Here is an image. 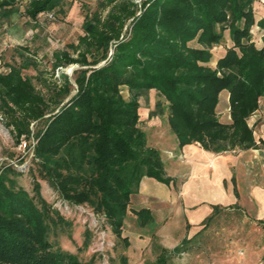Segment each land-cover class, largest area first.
I'll use <instances>...</instances> for the list:
<instances>
[{
  "label": "trees",
  "instance_id": "obj_1",
  "mask_svg": "<svg viewBox=\"0 0 264 264\" xmlns=\"http://www.w3.org/2000/svg\"><path fill=\"white\" fill-rule=\"evenodd\" d=\"M20 1L0 0V10L10 12ZM99 1L109 8L102 17L85 19L84 34L74 46L78 58L63 51L56 56L55 67L93 65L106 57L114 40L109 60L100 67L77 70L75 93L61 106V101L48 102L37 92L23 67L10 66L9 71H0V110L10 115L8 125L19 141L30 138L31 124L37 126L44 119L33 133L39 177L69 204H87L102 214L111 231L128 244L121 236L123 220L141 179L151 177L165 184L173 180L164 171L160 150L147 144L139 125V95L155 89L164 97L178 147L198 142L215 152L234 147L264 151V140L256 142L247 124L264 95V35L260 47L251 40L254 0H143L138 15L128 0ZM62 2L29 0L26 15L35 19L41 12H55ZM132 16L129 31L119 39ZM258 26L264 29V19ZM226 28L232 46L215 67L205 65ZM192 41L199 46H192ZM92 51L98 56L89 60ZM64 77L59 90L67 95L70 86ZM121 86L128 88V99ZM223 89L229 93L230 123L221 122L216 112ZM162 113L156 102L148 115ZM8 170L18 173L13 166ZM34 190L31 195L0 173V264H90L52 249L46 220L63 218L40 195L37 180ZM132 212L139 226L153 223L149 208ZM259 223L264 231V220ZM178 248L162 249L155 264H167Z\"/></svg>",
  "mask_w": 264,
  "mask_h": 264
},
{
  "label": "rangeland",
  "instance_id": "obj_2",
  "mask_svg": "<svg viewBox=\"0 0 264 264\" xmlns=\"http://www.w3.org/2000/svg\"><path fill=\"white\" fill-rule=\"evenodd\" d=\"M142 1L128 0L129 6L133 4L136 7L135 15L140 13ZM263 1L253 2L255 22L250 31L254 44L259 38L262 41L264 35V29L258 26L259 20L264 19ZM28 4L29 0H21L10 12L0 10V71H9L10 66L23 67V75L31 79L37 92L48 102L61 101L59 104L61 106L75 93L76 71L80 68L100 67L105 64L113 52L114 40L110 42L106 57L90 66L72 63L55 67L56 56L66 51L70 58H78L74 46L84 34L85 19L91 18L94 14L102 17L109 7H105L99 0H63L55 12H41L34 19L26 15ZM134 16L125 22L119 39L129 31ZM190 44L199 46L194 41ZM230 46L232 41L226 28L223 30L222 41L211 47V59L204 64L215 67L218 52L216 47L220 52H225ZM97 56L98 53L92 51L88 59ZM64 76L67 77L70 86L67 95L59 90L64 87ZM120 92L125 99L130 97L126 86H121ZM138 102L139 125L146 133L147 144L161 150L167 168L169 162L166 158V149L171 144L169 136L174 138L171 131L163 133L160 130L165 125L169 126L167 101L155 89H150L139 95ZM156 102H160L163 113L149 117L148 114L155 109ZM142 109H145V113ZM1 115L5 119L0 122V173L13 180L17 187L28 190L31 195L36 194L35 180L39 182L40 195L63 218L58 222L46 220V238L52 249L71 253L79 261L90 264H155L156 258L161 253L160 241H163L167 243L166 245H170L167 251H171L175 245L179 247L174 255L171 254L167 264H264L262 258L264 232L262 225L253 214L245 213L238 207H223L205 220L204 225L195 234L185 235L183 218L175 212L171 216L170 223L165 225L166 238L160 240L156 235V227L137 224L136 216L132 211L143 206L139 202L138 191L131 194L123 220L121 236L128 238V244H125L111 231L102 214L95 213L87 204H69L60 197L47 179L39 177L37 163L33 160L34 147L29 145L33 140L36 141L33 133L44 125V119L38 121L37 126L31 124L33 132L30 138L22 137L21 140H26L28 143L24 149L21 140H17L12 131L14 127L8 125L10 115L0 110ZM48 115L49 112L45 117ZM142 117L144 119H141ZM152 118H158L154 125L151 122ZM157 136H159L158 143L154 144V139H157L154 137ZM174 142H176L175 138ZM9 166H13L18 173L8 170ZM155 189L156 186L150 185L147 191L154 193ZM53 217L57 220V217Z\"/></svg>",
  "mask_w": 264,
  "mask_h": 264
},
{
  "label": "crops",
  "instance_id": "obj_3",
  "mask_svg": "<svg viewBox=\"0 0 264 264\" xmlns=\"http://www.w3.org/2000/svg\"><path fill=\"white\" fill-rule=\"evenodd\" d=\"M255 45H262L261 38ZM216 49L218 59L224 51ZM228 97V91L221 90L216 106L218 118L224 123L231 122ZM142 112L145 113V109ZM157 119L152 118V125L157 123ZM247 124L252 128L256 142L260 138L264 140V95L259 97L258 107L247 118ZM160 130L163 133L170 131L167 125ZM154 138H157L154 139V144H157L159 136ZM169 138L171 144L166 149L167 168L161 150L160 154L164 171L173 180L165 184L151 177H143L137 193L142 207L151 211L153 223L147 225L157 228L156 235L160 240L166 238L165 225L170 223L175 212L183 218L185 235L195 234L205 220L223 207H238L245 213L253 214L258 222L264 220V151L261 147H234L215 152L203 148L198 142L178 147L175 135L176 142L173 137ZM150 185L156 186L154 193L147 191ZM160 242L161 250L170 247Z\"/></svg>",
  "mask_w": 264,
  "mask_h": 264
},
{
  "label": "built area",
  "instance_id": "obj_4",
  "mask_svg": "<svg viewBox=\"0 0 264 264\" xmlns=\"http://www.w3.org/2000/svg\"><path fill=\"white\" fill-rule=\"evenodd\" d=\"M4 119H5V118L1 115V116H0V122H3ZM21 144H22V147H24V149L28 146V143H27L26 140H25V141H24V140H21ZM35 144H36V141L33 140V141L31 142V144L29 145V147H32V148H33V147L35 146Z\"/></svg>",
  "mask_w": 264,
  "mask_h": 264
}]
</instances>
